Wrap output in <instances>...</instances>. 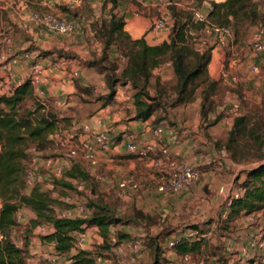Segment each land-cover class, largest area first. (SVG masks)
Returning a JSON list of instances; mask_svg holds the SVG:
<instances>
[{
	"label": "rangeland",
	"instance_id": "374dc122",
	"mask_svg": "<svg viewBox=\"0 0 264 264\" xmlns=\"http://www.w3.org/2000/svg\"><path fill=\"white\" fill-rule=\"evenodd\" d=\"M168 1L171 2V5L165 8L168 12L167 16H169L170 24L172 25L173 23L174 25L172 11L174 8L176 11L175 16L181 21L188 22L192 36L195 38V44L198 40L205 39L208 41L209 48L214 47V37L205 35L202 32V27L199 28L198 23H195L192 19V10L194 9L200 10L208 15L212 10L211 4L214 3V0ZM84 2L82 0L75 7L76 10H71V12H67V15H64L66 11L63 12L61 9H58L56 4L54 7L53 5H48L47 0H0V52L2 50L5 51L2 43L4 36L11 39L13 34L24 33L33 26L28 21L30 13L51 14L63 19L69 17L81 19L83 16L87 17L89 14L86 12L89 8ZM256 2L258 3L257 10L263 18L262 21H257L254 25H248L247 22H244L241 27L239 25L236 28V32L235 28L228 26L233 30L234 37L226 48H222L226 58L229 57L239 60V63L236 62L233 65V68L237 71V76L234 75L232 79L229 76L227 78L224 77L218 81H214L209 77L212 81L216 82L212 90H205L204 88L207 85L204 84L197 89L191 103L178 106L173 105L175 78L171 72V67L169 70L167 68L164 70L161 67L157 68L150 78L147 87L150 95L156 97L160 102V105L153 113L154 120L152 123L154 125H160L158 127H164L166 130H171L178 123H197L199 129H207L217 125L216 129L212 130L215 139L212 142L210 141L211 144L209 145L210 148H213L212 143L214 144L216 155L211 160V168L215 165L218 168H222V165L224 167H234V170L237 169L238 174L241 175L239 184L243 182L245 172L257 166L260 156L264 154V147L257 150V145L248 138L243 141L239 139L234 146H230V149L227 148L228 134L233 127L234 119L236 116L241 115H245L250 119L251 124L255 125L254 129L263 136L264 141V85L262 90L252 88L250 90L246 89L245 91H242L240 86V83L248 81L264 83V56L255 54L250 49L254 31L264 22V0H258ZM9 15L12 16L13 22L10 21ZM19 15H25V19L21 25L15 22L20 20L18 18ZM80 30L83 32L81 36L82 40L85 41L89 50L92 48L91 50L93 51L89 52L88 55L90 56L84 61V65L86 66L83 74L85 76L87 75L93 81L94 87H92V90L90 88L87 94L84 93L83 97L73 98L71 100L77 104L76 107L71 108L73 114H63L73 121L82 120L90 110V107H87V110L84 106L79 107L78 105L80 103L90 102L91 100L99 101V104H96V106L93 105L91 109L103 104L102 99L104 97L100 95L102 89L98 85L99 82H102L100 75L104 74L105 76L109 73L114 77H119L125 65V59L119 56L116 58L111 56V49L106 51L105 59L101 60L103 46H99L100 55L97 56L93 48L94 38L85 34L86 29L84 27L80 26ZM95 38L97 39V37ZM27 50L30 51L31 47H28ZM115 54L120 55L118 52ZM92 62L95 63L92 64ZM87 63L91 65L87 66ZM222 66L224 69H229L225 60ZM117 84L123 86L121 82ZM2 87H0V91H3ZM129 88V92H131V86ZM31 105V101L26 102V106ZM48 107L54 109L53 107ZM158 112L160 113L158 114ZM32 158H38L40 165ZM117 159L113 160L112 158L110 163L112 166L119 167L118 173L114 171L107 173V171L99 166V163L91 168L85 162L81 161L79 157L71 159L65 151L61 152L52 146L49 148L47 154L42 153L38 157L28 154V159L25 162L26 173L24 177L26 179V174L30 170L37 178H40L38 185L43 190L48 191L51 198L57 200L59 203L58 205L52 206L55 214L59 211L78 206L84 208L85 213L83 217H87L92 211L88 207L89 204L95 203L106 206L116 217L123 221L119 225L111 226L110 237H116L115 234L118 233L128 237L125 241L132 239L142 240L141 249L138 251L137 264H151L154 250H157L160 264L168 263L167 254L169 252L178 255L175 249H168V242L172 238L178 240L182 238L186 229L200 230L207 234V237L201 240L200 253L194 254L198 256L197 259L202 261L203 264H236L230 263L226 256L228 252L226 246L230 244L231 234H234L237 228L234 222L225 221L229 214V210L225 211V205L224 209L223 205L221 206L222 208L220 207L221 210L219 212L214 209L213 205L209 204L211 195L206 189L204 190L205 197L203 198L205 202H197L188 215L184 212L183 205L179 210L171 209V204L165 207L164 200H161L162 198L160 199L159 195L150 197L147 202H143V195L146 192L148 193L150 190H153L158 194L161 193L158 191V187L166 181L168 174L160 173L165 177L163 179L157 177V175H154V180L148 178L145 172V165L146 160L151 159V155L138 160L131 155L125 154ZM49 160L50 163L47 164ZM62 161L65 163L61 164ZM168 162L163 160L161 167L169 173L172 168V161L170 160ZM73 163L79 164L81 169L89 174L90 181L79 182L78 180H72V189L55 184L54 180H58L63 176H55V167H59L62 172H65L67 170L65 168H70ZM200 166L197 167V170L201 169V171H204L207 168L206 166ZM126 177L132 178L137 183L138 188L135 191L120 192L118 190L117 184L119 180ZM29 191L30 189L25 186L23 194H28ZM196 209L198 211L194 212ZM32 218H34V215L29 209H19L16 214L17 225L10 233L11 241L23 250L30 264L32 261L38 259V253H29L31 251L30 249L35 247L32 239L37 238L38 241L41 240V236L37 234V226L34 228L30 226V220ZM129 219L133 220L129 221ZM84 234L86 236V247L84 244L82 250L92 253L94 258L92 264H128L126 260L129 251H127L126 255L121 256L116 252V247H112L111 244L103 245L98 231L93 227L85 229ZM41 249L44 252L42 251L40 254L48 253L47 247L44 246ZM64 261L68 262L69 260L64 257ZM245 264H264V255H255V257Z\"/></svg>",
	"mask_w": 264,
	"mask_h": 264
},
{
	"label": "trees",
	"instance_id": "16d2710c",
	"mask_svg": "<svg viewBox=\"0 0 264 264\" xmlns=\"http://www.w3.org/2000/svg\"><path fill=\"white\" fill-rule=\"evenodd\" d=\"M257 5L254 0H225L219 4L212 3L208 19L217 26H231L236 32V28L239 25L241 27L244 22L254 25L257 21H262ZM172 11L174 25L169 41L160 45H147L143 38L131 40L123 31L122 18L115 15L111 16L108 23L103 22L96 31V37L103 46L101 60L105 59L106 51L110 47H115L125 59L119 77L109 73L105 75L109 89V93L104 97L105 102L109 103L112 100L117 83L130 85L133 90L134 120L149 119L160 105L158 99L150 95L147 87L153 71L163 64H170L175 78L173 86L175 106L191 103L195 92L202 85H207L205 90H212L216 84L209 78L207 70L212 48L200 50L195 44V38L190 35L188 22L179 20L175 16L174 8ZM198 25L199 28L202 27V24ZM90 65L87 63V66ZM8 84L7 90L0 91V264H30L23 250L10 238V233L17 225L16 214L21 208L29 209L34 215L30 220L31 228L42 224L52 226L53 232L41 236L40 239L53 243L58 254L73 264H92L91 252L74 247L75 235L84 234L85 229L93 227L98 231L103 245H106L109 244L111 226L119 225L123 221L106 206L95 203L89 204L88 207L92 211L87 217L59 218L52 208L59 203L41 186L36 185L28 194H23L28 150L49 149L53 146L55 136L68 131L73 120L38 101L29 80L19 86ZM27 101H31L32 105L26 106ZM254 127L247 116H236L228 134L227 148L230 149V146H234L239 139L243 141L248 138L257 145V150L262 149L263 136ZM258 161L257 166L245 172L244 180L239 184L242 195L231 200L225 221L234 222L241 214L248 215L264 209V154ZM72 180L89 182L90 176L79 164L73 163L65 170L62 178L54 180V183L72 189ZM115 236V246L128 239L126 235L118 233ZM201 245V241L189 242L179 239L174 249L178 255H194L200 253ZM154 251L151 264H160L157 250ZM31 264L36 263L33 261Z\"/></svg>",
	"mask_w": 264,
	"mask_h": 264
},
{
	"label": "crops",
	"instance_id": "0c3cea01",
	"mask_svg": "<svg viewBox=\"0 0 264 264\" xmlns=\"http://www.w3.org/2000/svg\"><path fill=\"white\" fill-rule=\"evenodd\" d=\"M47 1L48 5H53V7L56 4L58 9H61L63 12L66 11L64 15H67V12L74 10L82 0ZM84 1L89 8V10H86V12L89 13L88 16H83L81 19L72 17L67 18L77 23L79 30L75 33L71 35H60L48 33L41 27L32 26L24 33L20 32L13 34L10 43L8 45L3 44L5 51L2 50L0 52V56L7 52L9 54H14L20 51H28L27 48L31 47L29 52L37 54L40 63L46 69V79L41 86L44 92V101L47 106L71 115L73 114L71 108L77 106V104L71 100L73 98L83 97L84 93L87 94L90 88L92 90V87H94L93 81L89 79L87 75L85 76L83 74L86 66L84 65V61L90 56L88 54L92 51V48L89 50L85 41L82 40L81 36L83 32L80 30V26L86 29V35H90V37L94 38L93 48L97 56L100 55L99 46L102 45V42L98 40V38H95L96 31L101 27L103 22L108 23L112 15L122 18L124 23L123 31L131 40L143 38L147 45L154 46L160 45L163 42H168L170 37L169 29L158 34L149 31L150 23L156 16L163 15L165 18L169 17L167 16V9L164 6H152L147 0ZM24 16L25 15H19L18 18L20 20L15 22L21 25L23 23L22 21L25 19ZM9 19L13 22L11 15H9ZM110 49L112 51V57H121V55L115 54L117 52L115 47H110ZM224 60L229 69L223 68L222 63ZM236 62L239 63V60L229 57L226 58L222 48L214 47L211 51L210 63L208 64L209 77L214 81H218L224 77L227 78L228 76L232 79L234 75L237 76V71L233 68ZM30 66V61H20L11 66L10 71L14 80L19 82L26 81L29 77ZM165 68L169 70L170 64L166 63L164 66H161V69L164 70ZM156 70L157 69H155L153 73ZM73 72L77 73V77H72ZM3 75V73H0V77L3 78ZM100 77L102 78V82L98 84L102 89L100 95L105 97L109 93V89L106 85L104 74H101ZM234 81L236 80L234 79ZM8 83L9 82L4 79L0 81V87L3 86V91L9 88ZM263 85L264 83H255L253 81L240 83L242 91L252 88L262 90ZM129 87V85L120 86V84H116L112 100L106 103L103 98V104L99 105L97 108L91 109L93 105L96 106V104H99V101L94 100L78 105L79 107H86V110L88 109L87 107H90L89 112L80 122L87 124L95 132H109L111 147L107 153H98L97 156L99 166H101L103 170L107 171V173H110L109 171L118 173L119 167L112 166L110 162L112 158L113 160H118L117 158L120 156L128 154L126 153V144L128 143L126 138L127 135H132L134 137L133 143L136 146L142 147L149 144L154 146L153 152L149 154L151 155V159L146 160L147 162L145 165V172L149 179L154 180V175L163 179L165 177L160 173L169 174L167 170H163L161 167L164 159L171 160L176 164H187L195 168L201 167L200 165L207 167L204 171H201L199 168L200 176L189 188L172 194H158L156 191L150 190L143 195V202H147L150 197L159 195V198L164 200L163 203L165 207L171 204V209L179 210L183 205L185 209L184 212L188 215L197 202H205L203 200L205 197V189L209 191L211 195L209 204L213 205L214 209L218 212L221 210L220 207L222 205L224 209V205L226 206L227 201L231 199L234 194L242 195V190L238 185L241 180V175L238 174L237 169L234 170V167H224L223 165L222 168H218L216 165L211 168V160L216 155L214 144L212 143L213 148H210L209 145L215 139L212 130L216 129L217 125L207 129H199L197 123H178L171 130H166L162 127L163 148L167 150L166 156H163L161 147L152 136V130L160 125H154L152 123L154 120L153 115L145 121L133 119V90L129 92ZM159 113L160 112H158V114ZM48 152L49 149L42 153L47 154ZM38 163L40 164V162ZM63 163L65 162L62 161L61 164ZM65 169H68V167ZM226 210L228 211L229 209L225 208V211ZM196 211L198 210L196 209L194 212ZM234 225H236L237 231L231 234L229 240L231 251L226 253L229 262L245 264L255 257V255H264V252L253 250L249 247L250 236L257 232L264 231V209L248 215L241 214L234 220ZM173 239L174 238H172V240ZM32 242L35 244V247L30 249V254L38 253L39 256L43 251L41 248H44V246L47 247V251L51 250L48 242L42 240L38 241L37 238L32 239ZM36 244L39 246H36ZM167 255L168 261H176L178 258V255L173 252H169ZM195 257L198 258V256Z\"/></svg>",
	"mask_w": 264,
	"mask_h": 264
},
{
	"label": "built area",
	"instance_id": "2783aa9c",
	"mask_svg": "<svg viewBox=\"0 0 264 264\" xmlns=\"http://www.w3.org/2000/svg\"><path fill=\"white\" fill-rule=\"evenodd\" d=\"M152 6H164L169 7L171 2L168 0H147ZM225 0H214V3H223ZM258 0H254L256 2ZM192 19L195 23L202 24V32L205 35H210L214 37V47L226 48L228 44L233 40L234 34L231 27H221L211 23L208 20V15L204 14L200 10H192ZM28 21L36 27L43 28L48 33H56L60 35H71L78 30V25L73 20L63 19L51 14H39L36 12L30 13ZM27 27V26H25ZM173 28L170 24L169 18H165L163 15L156 17L151 21L149 26V31L158 34L165 30H170ZM190 35L192 33L190 32ZM10 38L4 36L2 43L9 44ZM208 41L198 40L196 46L200 49L209 48ZM212 47V49L214 48ZM250 49L253 53L264 56V22L259 25L254 31L250 43ZM20 61H30V73L27 80L31 83L34 88V94L38 101L42 104H46L43 99L44 92L41 89L42 84L46 79V69L42 66L39 61V56L34 52L20 51L14 54L4 53L0 56V73H3V78L0 77V81L3 79L15 86L21 85L22 82L15 81L13 75L10 71V67L19 63ZM72 77H77V73L73 72ZM47 105V104H46ZM163 128L156 127L152 130V136L154 137L156 143L161 147V152L163 156H166L167 150L163 148ZM128 143L126 144V151L128 155H131L137 159H144L153 152V145H145L138 147L133 143L134 137L132 135H127ZM53 147L59 151H65L67 156L71 159L79 157L81 161L85 162L89 167L93 168L98 163V153H107L111 147V142L109 134L107 131H93L87 124L74 120L71 128L68 131L61 132L57 134L54 138ZM43 151H37L34 148L28 150V154L35 155L38 157ZM33 160L39 162L38 158H32ZM168 162V159H164ZM36 162V164H38ZM50 163V160L47 164ZM169 163V162H168ZM40 165V164H38ZM172 168L166 178V181L158 187V191L161 193H177L184 189L189 188L195 181L198 180L200 176L199 170L197 168L187 165V164H176L171 162ZM26 173V172H25ZM61 168L55 167V176H62ZM40 178L32 171H28L25 179V186L31 190L34 186L38 185ZM118 190L120 192L135 191L138 188L137 183L130 177L122 178L117 184ZM240 194H234L231 199L226 203V208L229 209L231 200L238 198ZM85 211L84 208L75 206L73 208H68L56 213L59 218H75L83 217ZM53 232L52 226L48 224H42L37 227V234L40 236H46ZM207 237V234L200 230L186 229L183 233L182 238L189 242L201 241ZM85 234H76L74 240V247L76 249L82 250L85 244ZM109 244L116 247V252L118 254L126 255L129 251L127 257L128 264H137L138 251L141 249L142 240L132 239L128 241H122L120 244L115 246V237L109 238ZM178 239H173L168 242V249L172 250L175 248ZM51 250L48 253H43L38 256L35 260L36 264L46 262L48 264H73L70 260L68 262L64 261V257L58 254L54 249V244L49 243ZM249 247L253 250H258L264 252V233L257 232L250 236ZM227 251H231V244H227ZM94 259V258H93ZM99 260V259H98ZM166 264H203L202 261L197 259L192 254L181 255L176 261H168Z\"/></svg>",
	"mask_w": 264,
	"mask_h": 264
}]
</instances>
